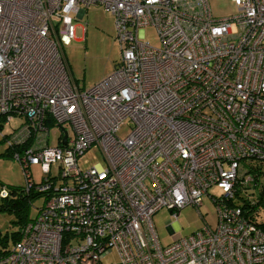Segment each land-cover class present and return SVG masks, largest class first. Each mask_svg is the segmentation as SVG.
Here are the masks:
<instances>
[{"label":"built area","instance_id":"built-area-1","mask_svg":"<svg viewBox=\"0 0 264 264\" xmlns=\"http://www.w3.org/2000/svg\"><path fill=\"white\" fill-rule=\"evenodd\" d=\"M208 1L0 0V124L10 129L0 138L23 191L43 196L0 264H106L112 252L120 264H264V230L249 214L264 203V0H230L236 14L224 18ZM91 5L113 16L121 56L80 90L63 49ZM91 148L103 164L81 171ZM205 197L215 227L162 245L152 216L176 218Z\"/></svg>","mask_w":264,"mask_h":264},{"label":"rangeland","instance_id":"rangeland-1","mask_svg":"<svg viewBox=\"0 0 264 264\" xmlns=\"http://www.w3.org/2000/svg\"><path fill=\"white\" fill-rule=\"evenodd\" d=\"M211 14L214 18L230 17L236 14L235 6L230 0H209ZM75 41L69 46L64 47V58L68 65L74 83L80 90H87L109 76L117 67L120 61V46L116 39L114 27V18L107 13L103 7L91 5L85 9L84 16L81 20H74ZM145 40L154 48H160V42L155 32L151 28L144 30ZM16 125L11 123V127ZM70 133L69 128H67ZM9 128H2L1 135H7ZM58 130L55 127L49 129V143L53 144ZM130 133V127L125 123L117 136L121 139ZM6 144L0 138V185L19 187L24 185V180L18 163L6 153ZM95 164H103V157L96 148L89 149L77 162L78 168L85 171ZM30 173L35 183L41 181L43 174L39 166L31 167ZM56 174L55 167L51 168L50 177ZM208 195L218 197L220 191L216 188H210ZM43 199H37L32 202L29 209V219L36 216L37 211L41 208ZM256 222L264 225V205L257 206L255 209ZM14 217L7 213H0V232L12 233L16 228L12 226ZM155 234L161 244L170 243L171 241L194 233L202 229L205 225L214 228L216 225V211L214 205L208 197L203 199L202 205L195 207H185L179 210L176 218H172L168 211L160 210L151 218ZM168 225L176 226L178 229L173 235H169ZM9 248L12 243H9ZM106 264H120L115 252H112L105 260Z\"/></svg>","mask_w":264,"mask_h":264},{"label":"trees","instance_id":"trees-1","mask_svg":"<svg viewBox=\"0 0 264 264\" xmlns=\"http://www.w3.org/2000/svg\"><path fill=\"white\" fill-rule=\"evenodd\" d=\"M2 129V125L0 124V130ZM3 142V140H2ZM4 143V142H3ZM6 153L8 156H12L14 149L6 147ZM4 185H0L2 187ZM8 191V196L6 198H0V213H7L14 217V221L11 223L12 226L16 228L15 232L5 234H1L0 232V254L7 252L9 248V243H12V246L19 239V232L21 227L26 224L29 219V209L33 201L42 198L41 194L37 193H28L26 194L23 191V187H12V186H4ZM238 197L240 195L238 194ZM241 198V197H240ZM264 205L262 201L258 202L257 206ZM256 206V207H257ZM250 209V215L255 212V209ZM262 229L264 230V225H262Z\"/></svg>","mask_w":264,"mask_h":264},{"label":"crops","instance_id":"crops-1","mask_svg":"<svg viewBox=\"0 0 264 264\" xmlns=\"http://www.w3.org/2000/svg\"><path fill=\"white\" fill-rule=\"evenodd\" d=\"M177 229L178 228L176 226H174V228H173L172 226L168 225L169 235H173L177 231ZM175 240H178V239H175ZM175 240H173V241H175ZM173 241H171L170 243H172ZM170 243L168 242V243H164L162 245H167V244H170Z\"/></svg>","mask_w":264,"mask_h":264},{"label":"water","instance_id":"water-1","mask_svg":"<svg viewBox=\"0 0 264 264\" xmlns=\"http://www.w3.org/2000/svg\"><path fill=\"white\" fill-rule=\"evenodd\" d=\"M62 144H63V145L65 144V138H64V140L62 141Z\"/></svg>","mask_w":264,"mask_h":264}]
</instances>
